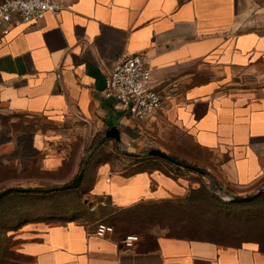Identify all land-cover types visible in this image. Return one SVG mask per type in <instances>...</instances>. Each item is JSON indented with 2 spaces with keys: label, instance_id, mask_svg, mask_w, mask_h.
Instances as JSON below:
<instances>
[{
  "label": "crops",
  "instance_id": "1",
  "mask_svg": "<svg viewBox=\"0 0 264 264\" xmlns=\"http://www.w3.org/2000/svg\"><path fill=\"white\" fill-rule=\"evenodd\" d=\"M60 2L61 14L0 35V118L12 126L28 119L53 125L49 131L35 125L28 142L0 143V170L9 167L14 174L1 183H69L83 162L68 155L64 140H83L82 150L91 143L92 150L107 144L118 150L114 139L105 138L116 127L121 143L134 152L168 126L215 155L223 188L244 194L264 184V0ZM125 53L144 56L152 88L168 97L145 132L104 96L106 74ZM118 164L94 166L89 188L92 197L106 198L116 209L184 198L198 187L160 169L129 173ZM63 172L49 180L38 175ZM11 233L22 264H264L254 244L174 238L159 227L130 249L123 239L100 237L72 220L27 222Z\"/></svg>",
  "mask_w": 264,
  "mask_h": 264
},
{
  "label": "rangeland",
  "instance_id": "2",
  "mask_svg": "<svg viewBox=\"0 0 264 264\" xmlns=\"http://www.w3.org/2000/svg\"><path fill=\"white\" fill-rule=\"evenodd\" d=\"M1 124V133H0V143L8 139H16L17 141L22 138L27 139L26 135L32 136V130L35 129V125L43 127L46 131L48 129H53V125L49 124L46 120H25L17 123L12 126L10 120L2 116L0 118ZM27 126H26V125ZM145 127L147 123L144 122ZM49 131V130H48ZM152 137H148L149 141L145 145L137 146L134 150V153L142 154L140 157H127L121 152L114 153L112 151L113 146L107 144L99 152L97 150H92L91 147L93 143L89 146L84 147L82 150L83 140H76L70 138L64 140L63 145L67 149L68 155H72L73 160L79 156L80 164L88 158H92L95 153L96 157L99 160H112L115 163L119 162V168L126 166L129 168V173L143 170V169H160L166 173H171L175 176H180L188 179L190 182L196 183L197 188H202L204 191L209 193L211 196L210 189L213 185V181L216 182L220 187L221 180L218 171V161L215 158V155L206 150L200 149L193 139L178 131L172 130L168 126H163V128L156 129ZM151 149H160L170 155L172 158L188 165L196 166L207 173V175L198 174L184 168H177L172 163L161 162V161H152L148 160L146 153ZM93 152L92 155L90 153ZM90 155V157H89ZM19 160V159H18ZM19 162V161H18ZM69 166H67L68 170ZM8 169L3 172V175L0 176V181L3 177H8ZM42 176L44 180L52 179V177H63L64 172L61 175H49V174H38ZM74 180V179H73ZM72 180V181H73ZM71 181V182H72ZM69 182V183H71ZM1 183V182H0ZM66 183V184H69ZM0 184V191L7 189L6 185ZM43 188H53L58 186H64L66 184H52V183H43ZM89 182H86L83 189L78 191L69 192L64 194L59 199L50 198V200L44 201H34V202H20L14 199H8L3 201L0 204V264H22V260L17 258L14 254L11 253V250H16L18 247L17 243L9 237L12 233L17 232L20 227L27 222H45L47 224H63L67 221H76L77 223L84 224L90 229L97 230L100 224H104L107 227H111L113 232L111 233L115 238L123 239L129 235H138L137 227H133L128 233H120L115 228V225L112 224L111 220L121 216L124 213L122 209H115L109 204L107 200H99L92 197L89 194ZM262 186L254 190H241V192L246 191L244 194H240L238 191L225 187L223 188L228 194L244 197L251 196L261 189ZM86 192V193H84ZM220 203L213 202L212 204H204L207 209L208 214H217L221 213L222 217L229 218L232 220H237L247 214L253 215V218H257L264 214V193L257 197L255 202L252 203H242L243 205L232 206L228 202H223L213 196ZM93 202V203H92ZM59 210H69L68 216H60L56 211ZM17 212L16 216H13V213ZM119 228H125L122 222L118 223ZM140 238L141 234H139ZM255 237V234H253ZM125 237V238H126ZM255 247L259 245L254 244Z\"/></svg>",
  "mask_w": 264,
  "mask_h": 264
},
{
  "label": "trees",
  "instance_id": "3",
  "mask_svg": "<svg viewBox=\"0 0 264 264\" xmlns=\"http://www.w3.org/2000/svg\"><path fill=\"white\" fill-rule=\"evenodd\" d=\"M104 147H101L97 152H99ZM112 151L114 153H119L116 148H112ZM95 155L89 162L88 166L90 170L88 169L89 172L85 173L80 187L66 191H53L49 193L12 192L1 198L0 204L8 199H14L26 203L50 200V198L53 199L55 197L56 199H59L64 196V194L83 189L86 182L90 183V188V171L93 169V167L102 162L115 163L112 160H99V158H97ZM148 160L167 162L163 159L154 157H149ZM6 169H8V173L10 175L8 177H3L0 182L14 176V174L12 173V169L9 167L2 168L0 170V176L3 175V172H5ZM166 174L174 176L176 178L180 177L175 176L171 173ZM97 199L101 201L107 200L109 202V200L106 198ZM256 200H254L253 202H255ZM213 202H217L218 204L220 203L213 196L199 187L196 189H191L189 194L184 198H174L156 202H145L137 204L130 208L122 209L124 210V213L121 216H118L117 218L111 220V222L113 225H115V228L118 230L117 232H120L122 234L128 233L133 229V227H137L138 231L136 233H138V235L141 234V237L148 238L151 235V229L159 227L168 229L169 236L174 238L198 240L216 243L222 246L240 247L244 244H257L259 245V251L264 253V214L257 218H253V215L247 214L237 220H232L222 217L221 213L208 214L204 204H212ZM230 205L236 206L243 204ZM56 212L60 216H68V214L70 213L69 210H59ZM16 215L17 212H14L13 216ZM121 222L127 227L119 228L118 223ZM253 234H255V237L253 236ZM124 235L125 236L122 237L123 240L126 237V234ZM11 253L15 255L14 250H11Z\"/></svg>",
  "mask_w": 264,
  "mask_h": 264
},
{
  "label": "built area",
  "instance_id": "4",
  "mask_svg": "<svg viewBox=\"0 0 264 264\" xmlns=\"http://www.w3.org/2000/svg\"><path fill=\"white\" fill-rule=\"evenodd\" d=\"M64 6L60 0H0V35L6 36L20 24L41 23L48 14L59 15ZM58 79L62 73L58 72ZM152 72L144 56L125 53L106 74L104 96L112 100L117 108L125 112L134 128L145 132L144 122L162 111L168 97L152 88ZM129 149L131 144L124 145ZM113 229L100 224L96 235L104 237ZM140 242L139 235H129L123 240L126 248H133Z\"/></svg>",
  "mask_w": 264,
  "mask_h": 264
},
{
  "label": "water",
  "instance_id": "5",
  "mask_svg": "<svg viewBox=\"0 0 264 264\" xmlns=\"http://www.w3.org/2000/svg\"><path fill=\"white\" fill-rule=\"evenodd\" d=\"M105 138L106 139L107 138L108 139H114L117 142L118 151L127 157H140V156H142V154L130 152L128 149L125 148V146L121 143L120 132L116 127L110 128L106 132ZM92 154H93V152L90 153V155H92ZM90 155H89V157H90ZM146 156L154 157V158H160V159H163L169 163L174 164L177 168H184V169L190 170L192 172H196L198 174L207 175V173L205 171H203L202 169H200L196 166L184 164V163L172 158L170 155H168L167 153H165L164 151H162L160 149H151L146 153ZM89 159L90 158L85 160V163L82 166V170L77 175V177L69 184H66L64 186L53 187V188H7L3 191H0V199L6 195L12 193V192L49 193V192H53V191H66V190H70V189H76V188L80 187V185L82 184L84 174H85L86 165H87V162L89 161ZM210 191L213 194V196H215L217 199H219L223 202H228V203H233V204H242V203H250L254 199H256L257 197H259L262 193H264V186L261 187V189L259 191H257L255 194H253L251 196L240 197V196L228 194L222 187H220L216 182L213 181V185H212Z\"/></svg>",
  "mask_w": 264,
  "mask_h": 264
}]
</instances>
